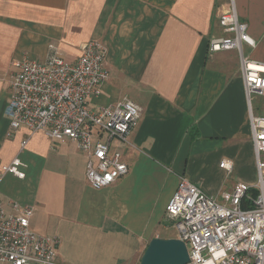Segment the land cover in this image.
I'll return each mask as SVG.
<instances>
[{
  "label": "crops",
  "instance_id": "crops-1",
  "mask_svg": "<svg viewBox=\"0 0 264 264\" xmlns=\"http://www.w3.org/2000/svg\"><path fill=\"white\" fill-rule=\"evenodd\" d=\"M234 2L257 43L250 49L258 59L251 58L264 68V0ZM230 4L0 0V171L17 157L25 164L24 177L2 173L0 201L8 212H15L14 201L33 206L30 228L58 237L57 262L138 264L152 238L179 237L166 228L175 226L166 206L182 176L215 195L198 175L211 159L235 167L244 155L256 170L239 53L209 51L211 39L228 35L219 18ZM90 39L108 46L110 73L91 106L128 97L142 107L129 142L112 143L129 172L98 189L87 181L88 157L74 141L58 142L25 125L9 135L6 113L17 61L45 60L56 47L74 62ZM253 101L254 113L264 115V95Z\"/></svg>",
  "mask_w": 264,
  "mask_h": 264
},
{
  "label": "built area",
  "instance_id": "built-area-1",
  "mask_svg": "<svg viewBox=\"0 0 264 264\" xmlns=\"http://www.w3.org/2000/svg\"><path fill=\"white\" fill-rule=\"evenodd\" d=\"M219 22L227 36L209 41V51L236 49L249 104L251 139L257 179L254 184L237 182L223 201L182 176L166 206L178 236L189 249L188 264H264V115L252 109L255 95H264L262 63L246 54L244 46L256 47L247 21L240 19L234 0L224 9ZM55 51L45 60L24 58L15 64L11 99L6 107L8 134L22 125L43 131L58 142L74 141L86 153V177L94 188L114 184L129 172L120 151L112 150L115 140L129 142L138 125L142 107L123 97L99 109L91 99L102 93L109 78L106 67L108 46L90 39L81 45L76 61L65 60ZM233 161L220 166L231 172ZM19 157L2 167L3 172L25 176ZM8 212L0 201V264H61L56 261L59 239L40 235L30 228L34 208L13 202Z\"/></svg>",
  "mask_w": 264,
  "mask_h": 264
},
{
  "label": "rangeland",
  "instance_id": "rangeland-1",
  "mask_svg": "<svg viewBox=\"0 0 264 264\" xmlns=\"http://www.w3.org/2000/svg\"><path fill=\"white\" fill-rule=\"evenodd\" d=\"M244 49L246 54H248L250 57L258 59V52L251 54V49L247 45L244 46ZM256 101H253V104H256ZM245 158L247 157L241 155L240 160L236 162L235 167H233L231 172L220 168L218 163L211 159V162H208L199 168V178L209 190L214 191V194L220 201H223L224 199L222 194L225 191L232 192L237 182L241 181L247 184H253V182L256 181V170H253ZM166 228L169 232L177 235L178 231L175 226H173V224L167 225Z\"/></svg>",
  "mask_w": 264,
  "mask_h": 264
},
{
  "label": "water",
  "instance_id": "water-1",
  "mask_svg": "<svg viewBox=\"0 0 264 264\" xmlns=\"http://www.w3.org/2000/svg\"><path fill=\"white\" fill-rule=\"evenodd\" d=\"M189 249L179 237H154L142 254L138 264H188Z\"/></svg>",
  "mask_w": 264,
  "mask_h": 264
}]
</instances>
